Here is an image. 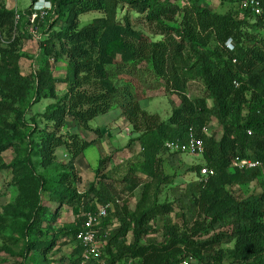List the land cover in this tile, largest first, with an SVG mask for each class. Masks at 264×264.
I'll return each instance as SVG.
<instances>
[{
    "label": "trees",
    "instance_id": "16d2710c",
    "mask_svg": "<svg viewBox=\"0 0 264 264\" xmlns=\"http://www.w3.org/2000/svg\"><path fill=\"white\" fill-rule=\"evenodd\" d=\"M29 1V6L19 11L7 8L0 0V131L6 130L0 136V156L8 148L18 154L15 140L24 135L18 132L19 128L30 127L32 134L40 132L37 138L26 137L27 150L23 159L17 161L30 167L28 178H37L36 195L41 188L56 206L34 202L31 216L23 225L22 256L35 249L46 252L54 244L52 238L47 239L53 233L54 237L67 236L74 244V255L79 254L81 247L75 238L82 229V212L95 210L97 205L113 198L103 184L99 187L92 184L79 192L76 184L81 178L76 171L65 170L67 162L55 164L58 149L63 148L67 161L73 162L96 141L61 130L70 119L100 137V129H94L90 121L118 107L131 131L138 133L127 144L139 142L141 160L137 168L143 175L158 179L163 164L159 153L167 150L165 142H182L190 130L203 139L202 158L206 166L214 169V174L205 184L198 183V193L192 200L204 219H196L193 224L186 220L181 225L168 222L162 243L143 244L141 239L151 229L149 221L156 214L169 213V205L154 203L151 209L135 215L129 214L124 202L119 213L125 216L120 217L118 229L108 230L110 263L135 258L138 264H169L191 256L196 261L205 260L206 264H264V181L260 194L240 200L226 188L249 183L264 172V35L260 33L256 38L257 32H253L248 40L242 29L256 26L264 30V0H260L263 8L260 15L241 8L240 0H221L236 3V11L242 13L240 18L231 9L223 13L211 11L197 0H190L189 4H180V0H49L51 9L45 8L43 15L32 7L37 0ZM122 2L155 22L154 34L160 37L153 39L135 30L126 14L117 19L115 13ZM92 11L100 14L79 27V16ZM33 13L36 16L32 20ZM63 16L68 24L55 27ZM42 22H46V28L38 31V52L28 57L20 52L22 41L34 36ZM21 57L31 61L27 74L18 68ZM63 57L67 58L66 75L57 80L50 74V60ZM145 71L165 91L179 98L180 104L166 119L148 112L140 103L141 99H147L134 80H141ZM120 74L129 77L123 81ZM195 78L205 83L206 96L186 95L188 80ZM57 81L68 85L61 95L56 89ZM246 92L250 93L249 98H245ZM43 99L52 102L42 112L31 115L34 104ZM207 99L212 100L210 107ZM211 117L222 127L219 139L203 132ZM42 121L44 126H39ZM31 154L37 156L43 168L56 165L48 177L35 174ZM235 158L256 164L232 166ZM107 159L99 160L95 174ZM18 164L11 162L9 166L16 165L15 170L20 171ZM200 168L196 165L193 170L199 175ZM169 179L164 175L159 180L168 183ZM18 182L21 193L30 195L33 188H27L29 183ZM138 182L135 179L131 185ZM58 202L71 206L77 214L75 226L56 230L50 226L49 221H57ZM114 211L102 222L101 230L108 228ZM217 222L227 224V229L216 230ZM130 227L133 240L125 244ZM225 243L232 245L224 248ZM113 245L117 250H113ZM77 257L74 264L79 261Z\"/></svg>",
    "mask_w": 264,
    "mask_h": 264
},
{
    "label": "rangeland",
    "instance_id": "374dc122",
    "mask_svg": "<svg viewBox=\"0 0 264 264\" xmlns=\"http://www.w3.org/2000/svg\"><path fill=\"white\" fill-rule=\"evenodd\" d=\"M1 2L7 8L23 10L29 6V0H1ZM197 3L201 6L208 8L215 12H226L228 9L235 11L238 18L242 17V13L236 11V3L221 2V0H197ZM34 4V3H33ZM40 5L47 6L46 8L51 9L49 0H40ZM119 8L115 13L117 19L121 18L124 14L130 17L131 25L135 30L141 31L147 36L153 37V39L159 38V35H155L156 30L155 22H150L145 19L143 13H140L133 6L126 2L119 3ZM33 7V6H32ZM99 12L92 11L79 16V27L89 23L93 17L99 15ZM46 22H42L38 30L35 29L34 36L24 37L22 41V47L20 52H24L28 57H34L38 52V44L36 37L38 31H42L45 27ZM68 23L65 21L64 16L60 18L55 24V27H65ZM243 31L246 32V39L249 40L250 34L257 32L255 37L258 38L259 34L264 35V30L254 26L250 30H247L242 26ZM248 40L245 42L249 43ZM251 40V39H250ZM28 57H21L18 62V68L23 74H27L31 71V61ZM119 60V59H118ZM50 74L57 79L61 80L66 75V62L67 58L63 57L60 60H50ZM126 74H120V80L127 79ZM143 80L136 78L134 81L139 85V90L145 95L146 100L141 99L140 103L142 107L150 113H157L161 119H166L170 114L171 110L180 104L179 98L175 93L165 91L160 86L159 81L152 76L148 71L143 72ZM68 85L58 82L56 89L59 95L63 94ZM207 90L205 83L200 78L189 79L187 83L186 95L190 98H200L206 96ZM246 97H250V93L246 92ZM52 102L49 99H43L40 103L34 104L32 107L31 115L35 112H42L46 104ZM206 104L210 107L212 100L207 99ZM118 107H114L106 113L95 116L91 121L90 125L96 129L100 128L101 136L99 137L94 131L85 130L70 119L66 123V126L61 130L62 132H76L84 139H96V141L88 146L83 151V157H80L76 162L80 165L85 166L84 169L75 167L73 162L67 161V155L63 148L57 150L56 165L65 163V170L74 169L81 180L76 184V188L79 192H83L90 188L92 184L94 186H102L108 190L109 195L112 198H120V203L117 205L112 216L108 221V230L114 232L120 225V217H124V214H120L121 206L126 202L129 214L138 215L143 210H149L155 204L166 203L169 205L170 212L167 214L159 213L149 221L151 229L145 234L141 243L148 244L151 242L162 243L165 239L166 225L168 222L182 224L184 220L193 224L196 219H204L203 215H200L198 210L193 207L192 200L198 193V174L196 170H193L196 165L205 166L206 163L202 158V155L194 153H183V152H172L168 148L167 150H161L159 155L163 159L162 172L158 179L151 180L150 178L143 175L137 168L139 161L141 160L139 154V142L134 140L127 144L132 136L130 127L123 126L115 127L119 128V131H113L110 129L109 122L113 121L118 115ZM7 118V117H6ZM30 120V117H28ZM44 126V122L42 121ZM129 128V129H127ZM1 129V127H0ZM116 129V130H117ZM6 131L5 129H2ZM30 127H22L18 129L23 137L15 140L16 146L19 150L16 155L13 148H8L3 151L0 156V166L4 165L0 169V264H74V244L69 242L67 236H56L48 235V240H54V244L46 252H41L39 249L31 250L29 255L22 256L24 249L25 237L23 234V225L28 221L31 214V207L39 200L42 204L49 205L50 207L56 206L53 198H51L46 191L41 188L36 192L37 178L30 179V167L17 160H22L25 151L27 150V138H37L40 132L35 131L31 133ZM4 131H0L1 134H5ZM206 132L208 136H212L219 139L222 134V127L219 122L211 117L209 123L206 125ZM138 134V133H137ZM27 137V138H26ZM102 137V138H101ZM109 140V141H108ZM111 145L112 149L108 153V145ZM108 153V154H107ZM107 157L108 159L98 169L95 174V169L99 165L101 158ZM32 166L35 170V174H42L48 177L51 172L55 169L54 165H50L48 168H43L38 164L37 156L31 154ZM83 158V160H82ZM21 163L18 164L20 171L15 170L14 167H10V163ZM24 164V165H23ZM14 168V170H12ZM91 169L92 171L88 170ZM60 169V168H59ZM137 169V170H136ZM88 172V173H87ZM87 174L88 177H87ZM168 176L170 182L161 183L160 177ZM138 179L139 182L132 186V181ZM18 180L24 183H29L30 186L27 188H33L30 195L25 196L21 193ZM264 181V172L256 177L249 183H239L227 185V190L233 194L236 199H244L252 195H258L262 191L261 183ZM105 185V186H104ZM112 200V199H110ZM57 202V201H56ZM60 206L58 210L57 221H49L50 226L56 230L59 228H70L75 226L77 220V214L72 210L71 206L57 203ZM128 219V218H127ZM126 219V220H127ZM131 221V220H130ZM207 224L209 219L204 220ZM46 222L43 223V225ZM216 230L227 229V224L217 222L214 225ZM132 228L125 236L124 243L130 244L133 240ZM212 233V232H210ZM33 237V236H31ZM232 243L222 244L224 248L230 247ZM117 250L113 245V250ZM114 250V251H115ZM132 264H138L137 259L132 258ZM197 264H206L205 260L197 261ZM238 264V263H234Z\"/></svg>",
    "mask_w": 264,
    "mask_h": 264
},
{
    "label": "built area",
    "instance_id": "2783aa9c",
    "mask_svg": "<svg viewBox=\"0 0 264 264\" xmlns=\"http://www.w3.org/2000/svg\"><path fill=\"white\" fill-rule=\"evenodd\" d=\"M190 0H180V4H189ZM47 6L40 5V0L33 4V9L40 11V15L44 14V9ZM241 8H248L253 14L260 15L263 11L260 0H240ZM36 13H33L31 19L33 20ZM17 17V16H16ZM237 84V83H235ZM203 132L207 134L206 127ZM165 147L172 152L194 153L202 155L204 151L203 139L197 137L191 130L187 137L182 142L180 141H167ZM247 164L248 166L255 165L256 162L248 160H240L235 158L232 161V166L242 167ZM214 174V169L208 166H202L198 181L205 184L209 177ZM120 203V198L116 197L112 200H107L102 204L96 206L95 210L83 211L82 229L76 234V243L79 244L81 250L79 254L75 255L79 259L77 264H132V259L126 261H115L110 263L111 255L107 250V235L108 228L101 230L102 222L109 216V212H113L115 204ZM111 247V246H110ZM169 264H197V261L191 256L183 257L178 261Z\"/></svg>",
    "mask_w": 264,
    "mask_h": 264
},
{
    "label": "crops",
    "instance_id": "0c3cea01",
    "mask_svg": "<svg viewBox=\"0 0 264 264\" xmlns=\"http://www.w3.org/2000/svg\"><path fill=\"white\" fill-rule=\"evenodd\" d=\"M65 85H66V83H64ZM119 112H118V115L116 116V118L113 120V121H111V122H109V127H110V129L112 130V133H114L113 131H119V128L117 129V128H115V127H123V126H127V127H130V130H131V126H130V124L127 122V120L126 119H124L123 117H122V115H121V110H118ZM68 118V117H67ZM68 122V119L66 120V123ZM77 125V124H76ZM120 125V126H119ZM120 127V128H121ZM100 129V128H99ZM117 129V130H116ZM127 129H129V128H127ZM132 136H137V134L136 133H133L132 132V134H131ZM134 136V137H135ZM102 138V137H101ZM109 141V140H108ZM111 145H113V144H109L108 145V153H109V150L110 149H112V147H111ZM139 147H140V145H139ZM107 153V154H108ZM80 157H83V153H81L80 155H78L76 158H75V160L73 161V165L75 166V167H79V169H84L85 170V166H83V165H80L79 163L77 164V160L80 158ZM82 160H83V158H82ZM88 170H90V171H92L90 168L88 169ZM88 173V172H87ZM88 175L89 174H87V177H88Z\"/></svg>",
    "mask_w": 264,
    "mask_h": 264
}]
</instances>
